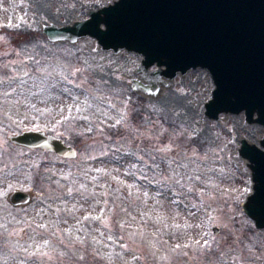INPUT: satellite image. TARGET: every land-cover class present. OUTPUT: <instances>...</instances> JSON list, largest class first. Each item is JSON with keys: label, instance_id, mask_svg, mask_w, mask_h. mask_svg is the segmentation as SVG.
<instances>
[{"label": "rangeland", "instance_id": "374dc122", "mask_svg": "<svg viewBox=\"0 0 264 264\" xmlns=\"http://www.w3.org/2000/svg\"><path fill=\"white\" fill-rule=\"evenodd\" d=\"M113 1L0 0V264H264L238 153L241 138L260 146L264 126L243 112L209 118L206 69L156 79V64L137 72V52L42 31ZM149 78L155 93L133 90ZM29 128L77 155L9 141ZM14 189L31 200L11 205Z\"/></svg>", "mask_w": 264, "mask_h": 264}, {"label": "water", "instance_id": "95a60500", "mask_svg": "<svg viewBox=\"0 0 264 264\" xmlns=\"http://www.w3.org/2000/svg\"><path fill=\"white\" fill-rule=\"evenodd\" d=\"M50 41L76 42L90 36L102 50L120 49L142 55L137 72L160 79L173 78L201 67L211 75L214 88L204 104L205 114L243 112L249 123L264 126V0H114L72 24L44 25ZM162 66L164 68H162ZM134 80L132 88L155 93L157 85ZM18 146L39 148L63 158H74L75 147L44 129H25L8 136ZM260 146L240 139L238 153L251 174V192L242 211L257 229L264 228V137ZM31 190V189H30ZM38 194V193H37ZM32 193L14 189L8 194L13 206H23ZM218 227L212 231L217 233Z\"/></svg>", "mask_w": 264, "mask_h": 264}, {"label": "trees", "instance_id": "16d2710c", "mask_svg": "<svg viewBox=\"0 0 264 264\" xmlns=\"http://www.w3.org/2000/svg\"><path fill=\"white\" fill-rule=\"evenodd\" d=\"M64 139L66 140V138H64ZM109 252H110V251H109ZM115 255H116V254H109L108 257H109L110 259H112V258L115 257ZM102 260H104V259H102ZM101 262H102V261H101Z\"/></svg>", "mask_w": 264, "mask_h": 264}]
</instances>
